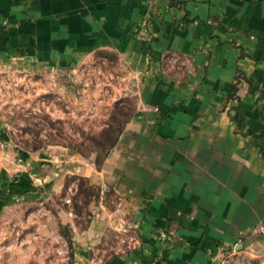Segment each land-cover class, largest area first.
Masks as SVG:
<instances>
[{
  "label": "crops",
  "instance_id": "crops-1",
  "mask_svg": "<svg viewBox=\"0 0 264 264\" xmlns=\"http://www.w3.org/2000/svg\"><path fill=\"white\" fill-rule=\"evenodd\" d=\"M105 48L141 74L138 108L99 167L75 165L117 203L74 264H264V0H0V67ZM22 164L0 160V215L55 176ZM104 230L128 248L94 262Z\"/></svg>",
  "mask_w": 264,
  "mask_h": 264
},
{
  "label": "rangeland",
  "instance_id": "rangeland-1",
  "mask_svg": "<svg viewBox=\"0 0 264 264\" xmlns=\"http://www.w3.org/2000/svg\"><path fill=\"white\" fill-rule=\"evenodd\" d=\"M140 79L110 48L58 64L0 67V160L18 173L25 161L55 173L0 215V264H74L80 230L117 203L75 165L100 164L116 145L138 108ZM101 236L84 248L94 262L128 248L113 232Z\"/></svg>",
  "mask_w": 264,
  "mask_h": 264
},
{
  "label": "trees",
  "instance_id": "trees-1",
  "mask_svg": "<svg viewBox=\"0 0 264 264\" xmlns=\"http://www.w3.org/2000/svg\"><path fill=\"white\" fill-rule=\"evenodd\" d=\"M234 89H235V86H234ZM126 123H127V122H126ZM105 157H106V156H105ZM105 157H104V159H105ZM104 159H103V161H104ZM103 161H102V162H103ZM102 162H101V163H102ZM101 163H100V164H99V163H96V165H97V166H100Z\"/></svg>",
  "mask_w": 264,
  "mask_h": 264
},
{
  "label": "built area",
  "instance_id": "built-area-1",
  "mask_svg": "<svg viewBox=\"0 0 264 264\" xmlns=\"http://www.w3.org/2000/svg\"><path fill=\"white\" fill-rule=\"evenodd\" d=\"M153 109H154V110H157L158 108L154 107Z\"/></svg>",
  "mask_w": 264,
  "mask_h": 264
}]
</instances>
